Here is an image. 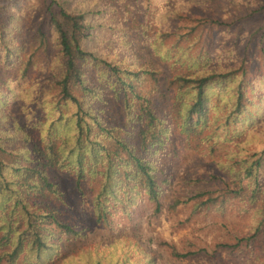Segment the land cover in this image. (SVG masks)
Instances as JSON below:
<instances>
[{"label": "trees", "instance_id": "obj_1", "mask_svg": "<svg viewBox=\"0 0 264 264\" xmlns=\"http://www.w3.org/2000/svg\"><path fill=\"white\" fill-rule=\"evenodd\" d=\"M182 8L183 20L194 23L184 37L189 39L196 30L199 45L194 48L196 42L185 44L178 39L166 47L160 39L171 34L162 31L155 50L163 52L160 58L171 61L177 72L159 82L155 70L123 69L87 50L84 42L90 24L84 12L68 11L58 0L43 5L38 35L29 45V59L21 73L35 67V53L46 52L51 44L43 27L56 33L63 70L55 80L48 76L32 99V108L40 106L45 115L30 111L32 119L18 125L27 133L39 127L41 133L39 140L30 142L25 155H31L26 158L29 162L20 165L17 160L10 166L0 141V262L18 264L23 255L22 264H112L117 250L105 259L97 253L75 252L72 246L83 233L39 204L42 197L60 194L47 169L58 166L70 171L77 187L83 180L97 183L92 203L99 221H106V202L121 200L119 194L125 187L126 192H143L159 211L171 174L160 168V156L155 155L166 150L176 129L209 152H215L219 142L228 149L225 158L213 162L217 172L209 175V180L221 182L222 187L198 190L183 200L175 199L172 205L196 200L201 206L218 205L224 210L234 199L245 211L253 209L258 218L253 231L236 237L234 243L219 245L231 250L251 247L246 256L253 257V245L264 233V147L245 152L239 143L246 128L252 130L262 116L254 113L253 106L264 105L259 92L264 91V75L254 80L250 76L254 59L264 69V0H186ZM193 9L202 10L203 15ZM238 21L248 26L242 30ZM252 44L261 57H250ZM146 77L157 85L152 93L140 89ZM256 83L260 89L253 87ZM97 90L108 93L106 103L120 104L124 124L130 128L125 137L94 105L103 100ZM154 94L170 106L162 115ZM192 254L172 250L177 258ZM261 257L264 249L262 255L253 257L256 264H264Z\"/></svg>", "mask_w": 264, "mask_h": 264}, {"label": "rangeland", "instance_id": "obj_2", "mask_svg": "<svg viewBox=\"0 0 264 264\" xmlns=\"http://www.w3.org/2000/svg\"><path fill=\"white\" fill-rule=\"evenodd\" d=\"M46 1L0 0V141L8 154L5 161L12 167L17 160L20 165H26L30 160L26 158L31 156L28 154L25 157L30 142L41 138L39 127L27 133L18 125L26 119H32L30 111H34L35 116L45 115L40 106L32 108V99L38 87L48 81V76L55 80L63 70L56 33L53 29L43 27L51 44L46 52L35 53V67H29L25 75L21 73L29 59V45L38 35L37 29ZM58 1L68 11L84 12L88 16L90 35L84 42L87 50L113 61L123 69L135 71L144 67L155 70L159 82L177 72V67L171 61L160 58L164 53L155 50L162 31L173 34L170 38L160 39L166 47L178 39L185 44L196 42L194 48L199 45L195 37L198 33L196 30L188 36L189 39L184 37L194 25L183 20L186 12L182 2L186 0ZM192 11L203 15L202 10ZM238 25L242 30L248 26L244 21H238ZM250 48V57H261L255 44ZM253 61L250 66L252 80L264 75L263 67L255 59ZM37 79L41 82L38 83ZM156 87L149 77L140 85L143 92L149 93ZM253 87L259 88L260 84L256 83ZM97 92L103 100L95 101L94 105L102 109L101 114L106 120L119 126L121 136L125 137L130 128L124 124L120 104L106 103L105 97H110L108 93L105 90ZM259 92L264 95L263 90ZM154 99L159 115L170 108L168 103L159 101L156 94ZM253 109L254 113L262 116L255 127L252 130L246 128L240 138L239 146L244 147L245 152L264 147V105H254ZM176 131L166 150H159L155 155L158 158L160 156L157 161L161 162L160 168L171 174V182L160 198L159 211L155 210L156 206L143 192L137 193L136 189L126 192L128 188L125 187L119 194L121 200L109 199L106 202V221H99L92 203L98 184L83 180L78 188L76 177L70 171L58 166L47 169L49 179L57 184L60 194L42 197L38 199L39 204L47 205L61 222L72 224L83 233L82 238L72 246L77 248L75 252L97 253L98 257L105 259L117 250L112 264H256L253 257L262 255L264 233L258 235L253 245V257L246 256L251 247L231 250L219 246L222 243H234L236 237L253 231L258 220L253 209L245 211L244 206L234 199L224 210L218 205L201 206L196 200L172 205L175 199L183 200L198 190L221 188V182L209 180V175L217 172L213 162L225 158L228 149V146L219 142L217 150L209 152L205 145L196 144L192 139L187 141L184 135ZM201 249L206 251L202 252ZM172 250L194 254L177 258L172 255ZM20 260L18 264L24 262L23 255ZM259 261L264 263V257ZM0 264L6 263L1 261Z\"/></svg>", "mask_w": 264, "mask_h": 264}]
</instances>
